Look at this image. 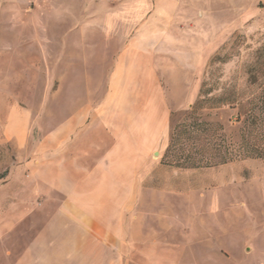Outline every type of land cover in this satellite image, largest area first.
Returning <instances> with one entry per match:
<instances>
[{"label": "rangeland", "instance_id": "obj_1", "mask_svg": "<svg viewBox=\"0 0 264 264\" xmlns=\"http://www.w3.org/2000/svg\"><path fill=\"white\" fill-rule=\"evenodd\" d=\"M156 2L163 7L157 14ZM105 11L114 25L109 39L114 52L123 33L131 36L138 22L153 15L163 20L161 36L189 38L193 72L177 69L173 76L166 71L175 65L170 56L155 59L158 76L172 85L170 147L163 161L202 166L245 161L238 169H223L227 185L203 191L226 198L217 214L204 216L200 240L190 241L188 213L177 209L173 218L160 215L163 232L156 243L138 248L127 242L114 256L121 251L133 264H264V0H0V260L8 261L20 230L37 224L25 217L28 209L39 208L33 178L14 166L31 154L30 136L42 128L43 108L56 101L67 114L71 102L80 99L86 46L99 54L98 34H56L91 22L92 13L99 16L97 31L105 32L100 20ZM108 71L109 66L98 74L97 87L88 90L96 101L107 91ZM13 107L31 115L22 143L6 132ZM167 226L176 233H166Z\"/></svg>", "mask_w": 264, "mask_h": 264}, {"label": "crops", "instance_id": "obj_2", "mask_svg": "<svg viewBox=\"0 0 264 264\" xmlns=\"http://www.w3.org/2000/svg\"><path fill=\"white\" fill-rule=\"evenodd\" d=\"M103 4L101 8L107 9L109 4ZM162 8L156 2L155 14ZM107 14H100L105 32L97 31L99 16L92 13L91 22L56 34L64 38L98 34L99 54L85 45L89 50L83 55L80 99L71 102L67 114L60 102L43 108L42 128L30 136L31 154L14 166L33 178L39 208L28 209L25 217L37 224L20 230L6 255L8 261L0 264H133L121 251L114 256V249H123L127 242L138 248L156 243L163 232L160 215L165 212L173 218L177 209L188 213L190 241H198L204 216L217 214L219 202L226 198L203 191L227 185L230 178L223 169L245 163L181 168L163 161L170 138L172 85L158 76L155 59L170 56L175 67L166 71L173 76L177 69L193 72L189 38L161 36L163 20L153 15V20L138 22L131 36L123 33V44L114 52L109 40L114 25ZM108 66L107 91L96 101L88 90L97 87L98 74ZM63 115L50 126L53 118ZM30 119L29 111L13 107L7 135L19 143L27 140ZM208 171H217V177ZM165 231L171 235L177 230L167 226Z\"/></svg>", "mask_w": 264, "mask_h": 264}, {"label": "trees", "instance_id": "obj_3", "mask_svg": "<svg viewBox=\"0 0 264 264\" xmlns=\"http://www.w3.org/2000/svg\"><path fill=\"white\" fill-rule=\"evenodd\" d=\"M169 147H170V144L168 145V149H169ZM225 161L222 159V160H220L219 161V163L218 164H222V163H224ZM167 164H169V165H174V166H177V167H181V168H199V167H210V166H216L217 164H208V163H206L204 166H202L201 164H195L193 161H190V160H187L186 162H185V164H179V163H171V162H167Z\"/></svg>", "mask_w": 264, "mask_h": 264}]
</instances>
